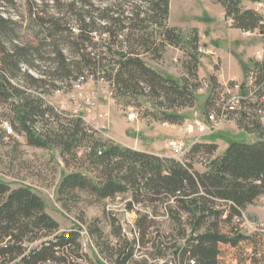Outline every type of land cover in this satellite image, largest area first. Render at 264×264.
Here are the masks:
<instances>
[{
  "label": "trees",
  "instance_id": "16d2710c",
  "mask_svg": "<svg viewBox=\"0 0 264 264\" xmlns=\"http://www.w3.org/2000/svg\"><path fill=\"white\" fill-rule=\"evenodd\" d=\"M47 1L38 4L32 0V7L47 8ZM50 1L55 4L60 0ZM114 1L100 8L92 0H66L63 5L73 20L72 26L62 10L50 14L45 8H37L32 15L39 20L45 19L42 13L48 16L51 31L67 32L69 36L78 31L77 41L83 47L95 46L92 36L99 34L106 35L110 42L122 39V50L128 49L119 54L118 60L90 52L76 61L73 51L78 53L80 46L71 43L67 46L71 59L62 50L54 51L51 70L38 77L22 71V65L35 67L34 50L16 44L14 22L0 13V97L10 91L20 101L21 110L16 109L14 122L25 130L30 145H46L43 136L68 154L73 149L82 151L90 173L67 174L58 189L59 201L68 207L79 199V194L95 201L130 195L126 209L137 215L136 237L129 240L123 236L113 216L110 224L117 243L101 251L108 253L115 264H264V229L253 236H244L238 230L247 208L264 197L263 129L259 141L231 142L221 156H215L217 144L197 143L183 162L102 142L83 127L81 120L77 124L71 120L68 126L58 125L53 130L42 128L41 137L34 132L38 123L55 126L61 117L27 89L71 79L75 71L79 74L75 78L83 79V70L97 74L102 71L103 79L125 93L122 95L143 92L160 99L167 109L193 107L194 93L188 81L163 76L148 67L142 57L151 54L160 58L167 46L183 49L188 45L193 59L191 73L197 80L195 51L199 41L195 32L186 40L181 29L168 26L171 0ZM14 2L0 0L6 7ZM220 3L227 16L234 18L233 27L246 33L258 28L259 19L251 11L241 12L239 0ZM64 22L67 28L59 30ZM113 64L116 67L111 68ZM261 68L260 81H264V65ZM18 78L25 87L13 85L12 80ZM163 118L174 125L182 124L184 119L175 112L165 113ZM196 163L206 170L198 171ZM159 218L169 222L171 232L162 229L164 222ZM97 224V220L91 222L88 232L101 249L103 234ZM80 238L76 230L60 233V224L47 213L46 203L32 189H13L0 181V264H85L89 260L83 254ZM139 251L141 260L136 258Z\"/></svg>",
  "mask_w": 264,
  "mask_h": 264
},
{
  "label": "rangeland",
  "instance_id": "374dc122",
  "mask_svg": "<svg viewBox=\"0 0 264 264\" xmlns=\"http://www.w3.org/2000/svg\"><path fill=\"white\" fill-rule=\"evenodd\" d=\"M34 1L41 4L40 0ZM239 2L241 12L251 11L259 19L258 28L252 32L246 33L233 27L234 18L227 16V11L220 0H171L168 26L181 29L186 40L190 36L194 37L195 32L199 41L198 50L195 51L198 60L197 80L191 73L193 59L190 55L191 47L188 45L183 49L167 46L160 58H155L151 54L142 57L148 67L163 76L176 81H188L194 93L193 107L167 109L161 105L160 99L143 92L122 95L125 93L118 91L114 85L103 79L102 71L97 74L83 70L81 74L84 77L83 81L81 77H78L80 80L75 78L79 75L75 71L76 74L74 73L71 79L53 84L48 81L44 88L27 89L33 98L42 99L46 106L52 107L61 117L55 126L53 124L45 127L44 123H38L33 129L34 132L41 137L42 128L53 130L58 128V125L68 126L71 120L76 124L81 120L83 127L102 142H112L129 149L168 151L174 157L179 154L173 150L171 143H175L177 146H183V150L186 151L184 159L196 140L199 141L198 144L217 140L222 146L231 142L252 144L259 141L262 137L260 130H264V120L254 112L253 106L250 105L252 102L237 106L233 99L249 92L237 90L236 87L243 86L249 81V73H258L264 65V55L260 58L258 56L264 49L262 37L264 8L257 11L258 4L264 3V0ZM46 3L49 7L44 8L50 14L62 10L65 20H71L72 26L73 20L63 5L66 4V0H60L55 4L48 0ZM92 3L95 7L104 8L105 4H115V1L92 0ZM37 8L32 7V0H15L10 7L0 3L1 15L14 22L16 44L34 50L32 62L35 67L28 68L22 65L21 68L22 71L36 77L51 70L54 51L62 50L63 54L71 59V56L68 57L70 50L67 46L71 43L79 45L78 31H73L71 36L67 32L61 34L51 31L47 25L50 22L48 16L41 14V17L45 18L44 21L32 15ZM62 17L60 14V18ZM66 28L64 22L60 24L59 30ZM121 40L110 42L106 35L94 34L92 41L95 46L79 45L78 53L74 50L76 54L73 56H76L75 60L78 61L81 54L93 52L97 55H106L109 60L113 58L118 60L119 54L128 50H122ZM246 60L248 66L241 77ZM112 66L111 68L116 67L114 64ZM1 67L0 63V70ZM12 82L15 86L25 87L20 78L13 79ZM195 85L198 86L197 89ZM19 104L20 101L10 91L0 97V181L9 184L13 189L20 186L29 187L38 194L46 203L47 213L60 224V233L78 231L83 254L87 255L89 260L87 264H115L108 253L101 251L108 247L112 248L117 243L110 224L113 216L120 223L123 236L129 240L136 237L137 215L126 209L130 195L119 196L115 200L95 201L86 194H79L76 202L64 207L58 196L63 178L71 172L90 174L87 165L84 164L82 151L73 149L68 154L57 143L43 136L42 138L47 140L44 141L46 145L43 147L30 145L25 130L14 122L16 109L21 110ZM227 104L234 110H229L220 127L212 134L199 133L196 124H206L209 112L218 113ZM172 112L184 118L182 124H176L175 127L166 126L168 121L164 120L163 114ZM130 113L137 116L133 122L127 119ZM5 123L12 127L11 134L5 131ZM190 125L193 128H189ZM211 131L210 128L208 132ZM165 146L167 150L163 149ZM215 156H218V151ZM195 168L200 172L206 170L201 163H196ZM250 214L257 217L256 224L249 221ZM245 216L247 220L239 225V232L244 236H253L258 233L257 230L261 232L264 229V197L249 206ZM94 220H97L103 234L101 249L88 232V226ZM158 220L164 222L163 230L171 232L170 224L165 218ZM141 255L139 251L136 258L141 260ZM168 261L170 263L172 258L169 257ZM154 263L153 261L152 264Z\"/></svg>",
  "mask_w": 264,
  "mask_h": 264
},
{
  "label": "built area",
  "instance_id": "2783aa9c",
  "mask_svg": "<svg viewBox=\"0 0 264 264\" xmlns=\"http://www.w3.org/2000/svg\"><path fill=\"white\" fill-rule=\"evenodd\" d=\"M263 8H264V3L263 2L259 3L257 6V11H260ZM262 37H263V42H264V33H263ZM261 55H264V49H262L258 53L259 58L261 57ZM262 71H263V68H260L258 70V73H254V72L249 73V78H248L249 81L246 82L245 84H243V86H241V87L240 86L236 87L237 90L242 89L243 92L246 90H249V92H245L243 95H239V96L235 97L233 99V102L237 106H241V105L246 104V103L249 104L250 102L253 103L250 105H255L259 101V104L257 107L253 106V110L257 114V116H259L262 120H264V81H260ZM83 80L84 79L81 78V81H83ZM229 110H234V108L229 107V105L227 104V106H224L218 113H216L214 111L209 112L206 116V119H207L206 124H204V125L196 124V128H197L198 132L202 133V134L214 133L217 130V128L220 127L223 120L227 118ZM127 119H128V121L133 122L134 120L137 119V116L135 113H130V114H128ZM4 126H5V131L8 134H11L13 132L12 127L9 126L8 123H5ZM166 126L175 127L176 125L166 123ZM189 128H193V126L190 125ZM210 128L212 129V131L208 132V130H210ZM198 142L199 141L196 140L191 145V147L194 146L195 144H197ZM171 144H172V147H174L173 150L176 152H179V154H177L175 156V159L180 161V162H183L184 161L183 157L186 153V151L183 150V148H182L183 146L182 147L177 146L175 143H171ZM243 220L244 221L247 220L245 213L243 214ZM85 264H87V263H85Z\"/></svg>",
  "mask_w": 264,
  "mask_h": 264
},
{
  "label": "crops",
  "instance_id": "0c3cea01",
  "mask_svg": "<svg viewBox=\"0 0 264 264\" xmlns=\"http://www.w3.org/2000/svg\"><path fill=\"white\" fill-rule=\"evenodd\" d=\"M247 66L248 65H247V60H246L245 63L243 64V71H242L241 77L243 76L244 70L247 69ZM237 78H239L238 75H237ZM205 143H214V144H217L218 146H220V148H218V156L223 155L225 153V151L227 150L228 146H229V144H225L224 146H222L220 144V142L217 141V140H215V141H205ZM132 149L138 150L140 152H145V153L157 155V156H160V157H168V158L175 159L174 155H172L171 153H168V151H166V152H158V151L144 150V149H136V148H132ZM163 149H166L167 150V146H165V148H163ZM163 149H162V151H165Z\"/></svg>",
  "mask_w": 264,
  "mask_h": 264
},
{
  "label": "water",
  "instance_id": "95a60500",
  "mask_svg": "<svg viewBox=\"0 0 264 264\" xmlns=\"http://www.w3.org/2000/svg\"><path fill=\"white\" fill-rule=\"evenodd\" d=\"M248 219H249V221H250L251 223H253V224H256L257 221H258L257 217L254 216V215H252V214H250V215L248 216Z\"/></svg>",
  "mask_w": 264,
  "mask_h": 264
},
{
  "label": "bare ground",
  "instance_id": "6f19581e",
  "mask_svg": "<svg viewBox=\"0 0 264 264\" xmlns=\"http://www.w3.org/2000/svg\"><path fill=\"white\" fill-rule=\"evenodd\" d=\"M88 263V262H87Z\"/></svg>",
  "mask_w": 264,
  "mask_h": 264
}]
</instances>
